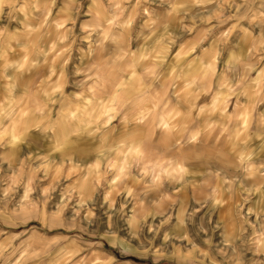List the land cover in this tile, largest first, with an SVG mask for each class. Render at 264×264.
I'll use <instances>...</instances> for the list:
<instances>
[{"label":"crops","instance_id":"crops-1","mask_svg":"<svg viewBox=\"0 0 264 264\" xmlns=\"http://www.w3.org/2000/svg\"><path fill=\"white\" fill-rule=\"evenodd\" d=\"M70 3L57 10L68 22L47 34L48 22L33 44L31 32L0 33V183H137L141 168L161 166L165 190L105 208L110 233L95 244L68 233L74 220L9 202V191L0 264H264L258 32L208 23L182 32L186 16L171 13L145 34L138 16L113 19L96 4L102 14L94 7L88 21L115 24L114 55L93 30H74Z\"/></svg>","mask_w":264,"mask_h":264},{"label":"rangeland","instance_id":"rangeland-1","mask_svg":"<svg viewBox=\"0 0 264 264\" xmlns=\"http://www.w3.org/2000/svg\"><path fill=\"white\" fill-rule=\"evenodd\" d=\"M70 1L75 2L71 7L72 19H70L74 30H93L92 42H96L97 46L101 44L106 46L109 53V48H112L114 55L118 42L114 34L115 24L100 26L98 23L89 22L88 19L92 16L94 7L99 14H102L98 8L100 6L103 12L105 11L113 19L122 14L138 16L139 22L135 21L136 26L145 34L150 30L162 28L171 13L186 16L181 20L184 25L180 24L177 29L182 32L188 31L192 25L196 26L201 23H208L209 31L221 30V32L231 30L235 24L240 28L248 25L253 31L258 32L255 47H260V50L264 49V0H192L193 5L182 7L177 5L178 0H0V33L21 30L25 33L31 32L29 43L33 44L37 31H44L48 22L47 34L60 28V23L68 22L69 19L59 20L60 15L57 10L63 8L65 4L70 5ZM52 15L54 16L51 17ZM6 57L1 49L0 64L7 61ZM15 57L18 59L19 55L12 56L11 61H14ZM22 133L23 130H20L17 135L20 136ZM59 139L58 133L55 142ZM34 160H32L33 163ZM141 169L147 175L144 180L137 183H117L108 181V178L91 183H51L47 181H34L26 184L0 183V200L9 196V191H14L15 195L9 202L15 203L21 200L30 210L40 208L46 214L53 212L65 222L68 219L74 220L75 229L68 233L95 244L94 241L110 233L106 229L107 219L111 216L105 214V208L120 204L122 196L124 204L131 205L132 193L136 196L137 193L148 196L151 192L165 190L166 185L161 166ZM27 170L28 173H38L31 164ZM10 186L14 187L9 188ZM116 192L118 198L115 199ZM145 201V199L142 200V203ZM120 229H124L122 236L129 237L131 232L125 226ZM114 232L112 230L111 233ZM140 233L141 236L148 234L145 231ZM80 260V264H84L83 259ZM98 263L99 261L92 262V264Z\"/></svg>","mask_w":264,"mask_h":264}]
</instances>
